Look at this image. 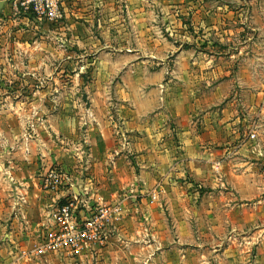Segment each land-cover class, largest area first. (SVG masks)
<instances>
[{
    "label": "crops",
    "instance_id": "0c3cea01",
    "mask_svg": "<svg viewBox=\"0 0 264 264\" xmlns=\"http://www.w3.org/2000/svg\"><path fill=\"white\" fill-rule=\"evenodd\" d=\"M210 1L192 9L264 12V0ZM188 3L65 0V34L43 36L41 22L0 0V264H64L34 250L65 194L41 187L51 164L121 202L124 219L97 255L104 262L139 241L151 254L144 264H211L206 251L212 264H264V50L244 67L240 50H201L197 37L154 30L181 26ZM62 50L65 63L83 61L71 68L83 74V105L38 94L49 92L39 63ZM74 105L83 109L73 117L57 110Z\"/></svg>",
    "mask_w": 264,
    "mask_h": 264
},
{
    "label": "rangeland",
    "instance_id": "374dc122",
    "mask_svg": "<svg viewBox=\"0 0 264 264\" xmlns=\"http://www.w3.org/2000/svg\"><path fill=\"white\" fill-rule=\"evenodd\" d=\"M190 9H185L181 12H178V18L181 19L182 25L177 27H167L162 26L155 28L157 33L163 34L168 39H184L187 41L192 40V38H198L199 49L201 50H213L221 53H225L227 51H241L240 56H244L242 60V65L245 67H249L253 64V61L256 60L253 55L257 51L261 52L264 50V12L263 11H249L248 14L242 12V15H239L241 11L234 12L224 11L223 9L216 10L210 15L198 14L195 12V9H192L193 2L192 0H187ZM208 5H212L215 2L210 0H204ZM222 1V0H221ZM181 2V1H179ZM196 1H194L195 3ZM193 17H196L193 20ZM153 18H155V14H153ZM197 18H200V21H197ZM204 20L201 24V20ZM198 22V23H197ZM262 22V23H261ZM206 24V25H204ZM209 24L210 26H208ZM215 24V26H212ZM261 24V25H260ZM40 29L37 30V35H47L52 34L55 31V35L63 36L65 34V29L59 22H41ZM166 28V30H165ZM190 39V40H188ZM57 45V44H56ZM74 50V49H72ZM63 50L62 53L56 54V58L52 60L50 63H39L40 74L37 76L39 79L38 84H45L48 82L49 92L48 91H39L38 94L40 97H55L57 102H77V104L83 105V99H86V93L83 92V74H75L71 68L76 67L77 65H82L83 61L79 59H73V61L66 62L63 60ZM77 63V64H76ZM236 63V62H235ZM254 65V64H253ZM264 67V65H261ZM50 68L49 74H47L46 69ZM54 68V69H53ZM52 70V71H51ZM264 77V74H263ZM5 79L10 82L13 79L12 76H5ZM35 80V79H34ZM28 83H31L29 81ZM35 83L32 82V87H35ZM51 88V89H50ZM25 93V92H24ZM25 95V94H23ZM79 109L78 106H72L64 108L63 106L57 108V110H67L66 112L73 117L76 115ZM40 123V120L37 121V124ZM35 126L34 122H30L27 124L28 128L26 130L30 131V126ZM71 132L67 131L71 134L70 139H67L68 147L72 149L76 144L77 139L74 138V134H76L75 129L77 130L80 126L78 123L70 125ZM83 129V122L82 127ZM35 132V129H34ZM58 134V133H57ZM57 136V135H56ZM59 137V136H58ZM60 145H63L60 143ZM61 149V148H60ZM62 150V149H61ZM46 233V232H45ZM109 241V240H108ZM133 244L126 245L125 253L116 254L113 258H109L107 261H103L102 257L98 258H87L85 256L83 260L72 261L70 259H64L60 256L64 264H99L102 260L105 264H144V260L146 257H151L150 252L140 246L139 241L132 242ZM48 253V252H47ZM53 253V252H52ZM205 257L212 264V254L210 252H204ZM250 256L254 255V250H250ZM99 254V253H98ZM196 252H194L193 256H196ZM149 255V256H148ZM204 257V258H205ZM102 258V259H101ZM105 259V258H104ZM151 259V258H150Z\"/></svg>",
    "mask_w": 264,
    "mask_h": 264
},
{
    "label": "built area",
    "instance_id": "2783aa9c",
    "mask_svg": "<svg viewBox=\"0 0 264 264\" xmlns=\"http://www.w3.org/2000/svg\"><path fill=\"white\" fill-rule=\"evenodd\" d=\"M8 1L14 13L23 12L39 22H59L62 25L65 0ZM30 128V133H34L33 125ZM39 176L43 189L56 192L65 187V194L58 197L46 223L41 225L43 233L39 234L40 243L35 252H53L72 261H82L84 253L87 258H97L99 250L116 233L118 224L124 219L121 202L95 197L83 185L75 184L58 165H49ZM22 201L23 196L19 195L15 207L18 208ZM22 253L26 255L28 252L23 250Z\"/></svg>",
    "mask_w": 264,
    "mask_h": 264
}]
</instances>
